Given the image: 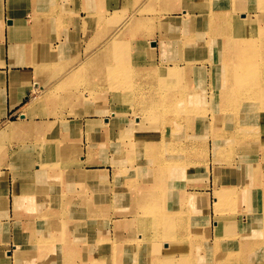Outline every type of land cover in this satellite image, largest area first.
<instances>
[{
  "label": "bare ground",
  "instance_id": "1",
  "mask_svg": "<svg viewBox=\"0 0 264 264\" xmlns=\"http://www.w3.org/2000/svg\"><path fill=\"white\" fill-rule=\"evenodd\" d=\"M256 1V8H248V12L245 8L243 10H238V13L242 17L241 21H238L236 17L238 13H235L232 9V5L229 9V6L224 3L227 2V0H169L171 5L174 6L170 8V14L173 10L175 11L181 7V11L178 9L179 15L175 14L173 19L165 16L163 17V15L159 18L155 16L150 18L146 12V9L151 10V8H149L150 4L148 8H144L142 12L144 15V22H149L147 26L155 22L154 24L157 28V23L163 19L186 24L188 17L189 20L194 19L200 24L199 27L190 25L192 29L186 31L188 36H186L187 39L184 38L186 39L184 41H181L180 37L176 34L167 37V39L169 38V41H171V44L174 45L170 50L173 51L172 53L175 55H181L182 60L180 59L178 62L177 58L175 61L172 60L171 63L159 67L157 64H153V70L150 71V74H144L141 78L137 75L139 81L136 80L135 82L133 80V75H129L128 72H120V68L124 69L125 67L139 70L141 66L138 64H123L119 66V72L117 68L111 66L112 64L107 66L106 69L108 71L103 69L102 72L105 70L107 74L104 80L101 79V81H99L98 87H103V89L106 88V77H109L110 81L115 85H118L119 82V90L124 94H122L123 100H133V102H136L134 101L136 99L138 103H141L139 113H141L143 117L147 116L146 118L153 117V124H151L150 127L145 126L143 123L144 118H141L143 122L139 121V119L136 120V122L134 121L135 123L132 122L134 124L131 127L124 126L120 128L121 135L119 137L110 136V144L108 143L107 146L114 151L115 148H119L120 156L124 157L127 162L130 159L140 160L139 158H142V155L146 158L150 157L152 159L150 169L155 167V177L153 178L154 181L151 189L153 193L149 192V189L141 190L139 187L132 185L133 183H127L126 174L124 171L122 172L123 167H120V179L122 183H125V185L127 184V187H129L128 189L132 195L131 197L137 196V199H135L133 203L137 205L134 212L137 220L140 221L138 228L139 235L134 233L132 234L133 239L129 241L126 240L125 242L122 240L120 244L118 242L119 247L116 249L110 264H114V260H116L115 264H200L198 260L196 261L193 259L195 257L190 256L193 255L192 251L190 255L188 254L186 256L185 254L182 257V259H185V262L181 260L182 262L180 263H176L177 261L174 262V259H177L174 257L161 263V259L167 257L153 254V250L158 248L161 249L163 245L161 243H156L153 237L161 241H167L166 244H170L171 247L175 244V236L177 235H180V240L184 238L189 239L190 236H188L187 228L191 215L190 209L193 207V200L197 196L200 198L202 195L205 196L204 194H197L196 187H204V190L205 188H211L212 197L214 199V209L216 213L220 214L215 220L214 227L223 225L225 221L227 223L230 221L229 225H232L235 230L238 231L239 227V229L244 232V239L240 242L229 240L234 242L233 245L228 244L229 248L226 249L228 254L222 255L219 260H216V264H264V260L261 257L264 252V208L261 206V202L264 200V173H262V166L259 164L260 158L264 159V27L260 26V22H264V15L262 17L260 16L264 13V0ZM39 2L40 0H34V2H32L34 12L32 14V20L33 22H37V24H42L38 16V14L41 13V9L42 11L48 8L51 9L53 5L56 6V2L53 0L54 4L52 6L42 5ZM145 2L147 3L149 0H145ZM95 6L97 7L98 5L95 4ZM98 7L101 6L99 5ZM184 7L188 8V10L186 9V13L183 10ZM55 10L54 8V11ZM245 12L248 13L247 16ZM130 13L128 17H126V23H128L129 26L133 25L134 22L136 23L139 19L133 17V12ZM102 15L103 12L97 9V11L91 10V15L89 17L92 16V18L99 19L102 18ZM100 22L101 19L97 22V26L99 24V27L101 24ZM134 27L135 26L131 28ZM206 36L216 37L219 38V40H211L209 44V41L204 38ZM183 42L189 44V49H184L182 47ZM155 43V41L150 42L152 48H154ZM225 43L227 44L226 48H224ZM115 45L116 43H114V46ZM110 48L108 50H111ZM190 50L200 55H194V57L186 55ZM232 50L235 51L234 55L231 53ZM109 52H105L104 54L108 57V54H110ZM117 52L118 50L115 52V55H117ZM223 52H225L224 55ZM113 58L115 60V57ZM117 73H119L121 78L119 77V79H117ZM139 73L141 72L139 71ZM97 79L100 78L97 77ZM116 81L118 82L116 83ZM146 83H149V85L157 84L158 87L155 89L149 88L150 86L143 87ZM112 87L114 88V86ZM106 90H108V88H106ZM56 97L55 94H50L48 98L54 99ZM89 97H91V95ZM132 105H134V103ZM131 118L130 120L132 121ZM102 120L104 119L102 118L101 121ZM181 121L185 125H182ZM129 123L130 121L125 122V124ZM146 123H148V121ZM19 126V124H11L2 130V133L4 135V132H12L18 129ZM181 127H183V129H181V140H179V142H171L164 146V133L166 131L172 132V130H174V133H177ZM131 132H136L137 135L130 134ZM158 139L159 143H157ZM37 148L38 150L36 153L40 150L39 145ZM168 149L169 151L167 152H170V154L166 155L168 156L166 157L163 155L162 151ZM39 153H42V151L40 150ZM115 154L119 156L116 151ZM259 154H261V157ZM245 162L248 164L243 165ZM136 163L141 162L136 161ZM196 172H199L201 180H204L202 185L193 186L192 190L184 194V197L183 195H178V190L177 188L174 189L172 181L174 179H180L182 175L187 179L186 176H194ZM161 173L163 174L161 175ZM93 176L96 175L93 174ZM230 179L235 182L236 187L227 186L223 188L222 185H220L224 182L230 183ZM190 180L192 179L190 178ZM240 187L242 189H239ZM204 192L207 193V190ZM150 194L154 199L147 200L146 198L150 196ZM82 199L83 197L81 199L79 197L78 200L82 206L74 208V212L81 213L86 211ZM185 199L187 202H185ZM237 199L247 203H253V210L250 211L247 209L246 212V214H249V212L251 213V221L244 223V229L241 228V225L236 222V220L231 218L224 219L223 217V215H230L226 213H229V207L235 204ZM29 201L30 205L31 203L34 205L35 210L41 207V210L45 214L44 218H40V224H42L43 219L47 220L54 218L58 221L59 229L63 232L69 229L70 226H75V215L71 218L72 212L67 215L59 209L52 212L50 208L47 209L44 207V202H42L41 206V203H37L33 200ZM161 202L168 203L169 209L167 211H163L162 207L158 209L154 208L157 203ZM116 203L117 202H115V204ZM182 207L184 208L186 217L183 221L182 217L178 218V222H182L178 224L177 229H173L174 226L172 221L174 219V214L180 211ZM78 209H80V212ZM96 214L92 213V217ZM59 219L64 221L60 223ZM124 219L125 218L121 219L119 223L123 224ZM67 222L73 225H68ZM94 222L96 221L91 220L89 226H95ZM122 224L121 226L124 225ZM152 226L154 227L151 228ZM154 228L155 231L152 230ZM81 229L85 228L81 225ZM176 230L178 232L174 235ZM164 236L168 239L164 238ZM54 239L55 241L38 236V238L33 239L32 242L45 250H50L51 248L52 252L58 249L59 251L55 255L60 254L64 264H77L75 258L82 259V257L87 258V260L79 264H106L97 260V254L100 248L98 246V252L94 254L95 247H91L94 241L93 239L88 240L90 246L88 247L89 253L86 251L87 248H78L79 250H73L74 255L72 257L65 256L66 253L69 252V248H64L59 246V244H50L55 242L59 243L61 241L57 239V237ZM222 242L223 239L219 234L216 243ZM213 243L214 242H212V244ZM139 244L142 246H144V244L148 245L146 249L148 258L145 263L143 261L139 263L136 262L140 254V248H137ZM208 249V257L205 258L204 264H212L213 262L210 247ZM186 250H184V252ZM189 250L190 248L187 251ZM211 251H219L217 245L216 250ZM166 256L170 258L169 255Z\"/></svg>",
  "mask_w": 264,
  "mask_h": 264
},
{
  "label": "crops",
  "instance_id": "2",
  "mask_svg": "<svg viewBox=\"0 0 264 264\" xmlns=\"http://www.w3.org/2000/svg\"><path fill=\"white\" fill-rule=\"evenodd\" d=\"M56 2L62 11V21H59V25L56 24L50 30L40 28L38 31L31 18L33 11L30 8V1L0 0V130L8 123L19 124L20 126H28L29 124L37 128L34 134L35 140L28 139L27 131H24V128L20 130L22 131H19L21 135L15 138L22 140V142L0 163V248L12 247L14 242H17L16 247L20 248L21 251L16 250V248L13 251V247L11 251L14 252L16 258L23 256V264H61L58 259L54 258V255L59 251L58 249L52 252L51 248L45 250L32 242L33 239L38 238L39 234L41 238H49L54 241L55 237H62L63 235L55 220H52V227L47 231L37 232L38 235L36 236L28 233L27 227H30L31 223L34 222L38 225L37 222H39L34 218L24 217L26 214L24 215L23 212H27L29 200L42 203L64 198L73 208L79 207V197L80 199L83 197L90 204H98L97 201L102 200L103 207L98 214L93 217L90 214L89 219L77 218L74 220L75 226L68 229L70 242L75 249H83L79 237L81 224L83 222L86 224L87 220H95L97 222L96 227L91 230V232L94 231L91 233L94 240L111 239L120 244L122 240L125 242L127 239H133L129 230L120 227L118 229L121 210L129 208L132 204L129 187L127 184H123L120 179L121 168L125 167L123 171L127 174L126 182L129 184L133 183L137 187L146 188L151 186L154 181L151 176L153 169H150L152 165L150 157L146 158L142 155L140 160L136 159L141 163L134 162V159L132 163H128L120 154L119 156L112 154V148L109 149L107 146L108 143L110 144V136L113 134L120 136L121 131L110 123L105 124L100 121V116L93 113L100 108L98 103L101 100H96L95 103L84 102L80 106L81 109L75 111V115L67 118L56 116L52 109L49 111L50 105L53 106L54 102L58 101L56 98L51 99L44 96L31 105L32 109H25L31 101L37 99V95L32 93L38 90L34 87V83L41 85L43 83L45 76L41 75V70L64 63L76 55H80L82 40L87 39V42H92L93 39V32L86 24L85 11L87 8L96 11L94 10L95 4L89 1L79 2L78 0H59ZM224 3L229 6V9L231 5H234V10H237L238 7H248L249 0H227ZM253 7L256 8L255 4ZM116 10L118 11V9ZM75 13L81 17L78 21L75 20ZM263 15L264 13L260 16ZM260 23V26L264 27L262 26L264 22ZM186 29L187 27L183 24H178L175 27V34L180 35V38L188 36ZM204 38L209 41V44L211 40H219V38L212 36ZM60 40L64 45L62 47H58L61 43ZM188 45L187 42H183L182 47L189 49ZM51 50L55 53L51 54ZM142 58L144 59L143 56ZM11 118L15 120L10 121ZM120 124L121 122H119ZM181 136L182 134L174 136L171 131H166L163 137L164 145L175 141L179 142ZM159 139L157 143H159ZM37 145L42 151L41 154L36 153ZM259 155L261 157V154ZM69 158L76 159L80 165L62 163L64 160L68 161ZM39 160L53 162L59 160L60 165H56L53 170L42 169L38 163ZM22 164H24L23 166L28 164L31 167L26 169L22 167L21 170H19L21 167L11 168L12 165L22 166ZM112 164L115 165V168ZM247 164L245 162L243 165ZM259 164L262 166V173H264V159L260 158ZM92 174L97 177L95 178ZM186 178L185 180L174 179L172 181L174 189L177 188L178 190V195H183V197L186 192L192 190L193 186H200L204 182L201 180L199 172L194 173V176H186ZM229 182L220 185L223 188L227 186L236 187L232 179ZM205 190L207 193L204 192ZM205 190L204 187H196L197 194H204L207 197V209L205 202H202L198 196L195 197L190 213L198 219L194 221L196 223L194 226L191 225L190 230L192 237L197 238V243H191L190 250L192 254L198 257L199 263L204 264L210 247L213 258L212 264H216V260H219L222 255L228 254L226 250L229 248L228 244L233 245L234 242L229 240L240 242L244 239V232L235 230L232 225H229L230 221L229 223L223 222V225H220L218 229L214 227L215 217L218 218L220 214L216 213L214 209L211 188H205ZM81 192L83 194H77ZM124 196L127 197L124 198ZM116 200L117 203L115 204ZM158 204L159 207L163 208V211L169 209L167 202ZM261 206L264 208V200L261 202ZM15 209L18 217L14 215ZM247 209L252 211L253 203L238 200L229 207L230 211L226 214L230 215H223V217L224 219L232 217L235 220L241 219L242 222L246 223ZM206 216L207 225H204ZM200 217L202 218L199 219ZM217 232L223 239L222 243H216L219 237ZM4 240H7L8 243L1 244ZM86 241L88 243L87 236ZM62 245L59 244V246ZM216 245L219 251H211L216 250ZM161 247V249L153 250V254L166 256L171 252V247ZM175 250L174 247L173 251L177 253Z\"/></svg>",
  "mask_w": 264,
  "mask_h": 264
},
{
  "label": "rangeland",
  "instance_id": "3",
  "mask_svg": "<svg viewBox=\"0 0 264 264\" xmlns=\"http://www.w3.org/2000/svg\"><path fill=\"white\" fill-rule=\"evenodd\" d=\"M30 1H31L30 2V5H31L30 8L33 11L32 2H34V0H30ZM56 1H59V0H54V2H56ZM78 1L79 2L89 1V2H92L93 4H97L98 6L99 5L101 6L99 8H97L95 6V8H94V10H96V11L98 9V10H101L103 12L102 18H99V19H101L100 27H99V24L97 26V22L99 19L92 18V16L89 17L91 15V9L87 8L86 11L84 10L85 14L87 16L85 19L87 21L86 24L89 25L91 31L93 32L92 33V35H93L92 42H87V39L82 40L83 43L80 44L82 46V50L80 52V55H76L74 58H71V59L65 61L64 63H60L58 65H52V66H49V68L47 67L46 69H42L41 75H43V77L45 76L43 78V83H42V85L39 83H37V84L34 83V87L36 89L38 88V90L36 92L34 91L32 93L34 95H37L36 96L37 99H34L33 101H31L29 106H27L25 109H28V110H29V108L32 109L31 105L34 104L37 100H39L40 98H42L44 96L49 97L50 94H55L57 96L56 98H58L56 100H58V101L54 102L53 106L50 105L49 111L52 109V110H54V114H56V116H59L60 118H67L69 116L75 115V113H76L75 111L77 109H81L80 106L84 102L95 103L96 100H99V101L101 100L98 103V104H100L99 105L100 108H98L93 113L99 115L100 116L99 119L103 118L104 120H102V122H104L105 124L110 123L111 125H113V127L120 129L124 126L131 127L136 122V120L140 119L139 121H141V122L144 121L143 123L145 126L150 127L151 124H153V121H152L153 117L146 118L147 116L143 117V115L141 113H139L140 109H141L140 108L141 103H138L135 98H133V99H135L134 101H136V102H133V100H126V101L123 100L122 96L124 94L121 90H119V82L118 81H116V83L118 82V85H115L112 83V81H110L109 77H106L107 82H105V84L107 86L106 85L105 86H106V88H108V90H106V88L103 89V87L100 88V86L98 87V83H99V81H101V79L104 80V77L107 74L105 70H107L106 69L107 66H109L111 64H112L111 65L112 67H115L118 69V72H119V66H121L123 64L124 65L138 64L139 66H141L139 70L135 69V68H134L135 70H133L131 68H125V67H124V69L120 68V72H125V73L128 72L129 75H131V76L133 75V80L135 82L136 80L139 81V78H137L138 76L141 78V76L143 77L144 74H146V75H147V73L150 74V71L153 70V66H154L153 64H157V66L159 67V66L171 63L172 60L175 61L177 58H178L177 61L179 62L181 59V55H175L172 53L173 51H171L170 49H172L174 47V45L171 44V41H169V38L167 39V37L175 34L176 24L178 25L181 22H173L170 20L163 19V20H160L159 23H157V28L155 27V24H154L155 22L151 23L149 26H147V24L149 22H144V15L142 12L144 11V8L145 9L148 8V6L151 4L149 7V8H151V10L146 9L147 15L150 18L152 16L159 18L160 16L163 15V17L165 16V17H169V18L173 19L175 17V14L179 15L178 9H180V11H181V7H179L175 11L173 10L170 14L169 10L171 7H174V6L171 5L169 0H165V1L161 0V2H160V0H156V1L155 0H149V2H147V3L145 2V0H78ZM131 1H132V3H131ZM162 1L164 2V4ZM54 2H53V0H40L39 3L42 5H46V6H52L54 4ZM150 2H153V3H150ZM137 4H138V7H137ZM254 4L256 7V5H257L256 0H249L248 7H246V6H243V8L238 7L237 10H239V9L243 10L245 8V10L248 12V8H250V9L254 8L253 7ZM131 6H132V9H130ZM26 7H28V6H26ZM54 8L57 11L56 10L54 11ZM116 9H118V11ZM186 9L188 10V8H186V7L183 8L185 13H186ZM232 9L234 10V5H232ZM50 11H52V12H50ZM236 11H235V13H238V11L237 12ZM40 12L41 13H39L38 16H39V19H41L40 21L42 24H37V22H33L34 27L36 26L38 31L40 30V28H43L42 30H46V29L50 30L51 27L55 26L56 24L59 25L58 22L62 21V17H61L62 11L59 9V5L57 4V2H56V6L53 5V7L51 9L48 8L44 11H42V9H41ZM130 12L131 13L133 12V17H135L137 19L139 18L136 21V23L134 22V24L131 26H129V24L126 23V17H128ZM33 13H31V14H33ZM247 14L248 13H246L245 15L247 16ZM75 15H76L75 20L78 21V19L81 17L77 16V13H75ZM236 17H237L238 21L242 20V17L239 13H238V15H236ZM8 23H9V21H8ZM162 24H164V25H162ZM181 24L184 25L185 23H181ZM136 25H138V26H136ZM158 25H159V27H158ZM185 25L187 27L186 31H189L192 29V28H190V25L195 26V27H199L200 24L194 19L189 20V17H188V21ZM133 26H135V27L131 28ZM133 33H134V35H133ZM94 35H95V37L97 36L98 41L100 38L102 39V41L97 42V39H95ZM27 36H29V35H27ZM159 36H162V37H159ZM179 37H180V35H179ZM184 38H186V36L180 38L181 41H184L187 39V38L186 39H184ZM149 40H150V42H152V41L156 42L154 44L155 45L154 48L151 47ZM60 42H61V40H60ZM114 43H116L115 46H114ZM162 43H164V44H162ZM226 45L227 44L225 43L224 48H226ZM62 46H64V45L61 42L58 45V47H62ZM110 46H111V48H110ZM109 48L111 50H108ZM117 50H118L121 58L118 55V52H117L118 56L115 55L116 54L115 52ZM224 51H225V49H224ZM105 52H109L111 55L108 54V57H107V55L104 54ZM144 52H145V54H143ZM53 53H55V52H53L51 50V54H53ZM231 53H232V55H234L235 51L232 50ZM198 54H196V52L193 50H190V52L186 53V55H188V56L190 55L193 57H194V55H198ZM224 54H225V52H223V55ZM142 56L144 57V59L142 58ZM101 57H102V59H101ZM103 57H105V58H103ZM113 57H115V60ZM97 59H98V61L96 62ZM111 59H112V61H111ZM117 60H118V62H117ZM93 63H95V64H93ZM103 69H105L104 72H102ZM146 69H148V70H146ZM131 70H132V74H131ZM139 71L143 74L139 73ZM145 71H148V72H145ZM39 74H40V72H39ZM100 74H101V76H100ZM117 74H118L117 79H119V77L121 78V76H119V73H117ZM97 77L100 79H97ZM134 77H135V79H134ZM159 78H160V75H159ZM147 82H149V81H147ZM150 82H152V81H150ZM112 86H114V88ZM147 86H150L149 88H154V89L158 87L157 84L156 85H153V84L149 85V83L148 84L146 83L145 85H143V87H147ZM126 87H128V86H126ZM104 91H105V93H104ZM106 91H108V92H106ZM89 94L91 95V97H89L90 96ZM120 99H122L123 102ZM49 101H50V99L48 100V102ZM108 102H109V104H108ZM133 103H134V105H132ZM130 105H132V106H130ZM129 108H131L132 110ZM103 113H105V116H103ZM118 113H119V115H118ZM109 114H110V116H108ZM127 117H129V118L126 119ZM20 118L23 119L24 117H20ZM130 118L132 119V121L130 120ZM141 118L142 119L144 118L143 121ZM9 120L14 121L15 119L11 118ZM146 120L148 121V123H146L147 122ZM126 121H130V123L125 124ZM119 122H121L120 125H119ZM132 122H134V123H132ZM11 124H13V123H8L7 125L4 126V128H2L0 130V163L8 157V155L11 153V151L14 150V148H16V146L19 143L22 142V140H19V139L17 140L15 137L16 136L19 137L21 135V133H19V131L23 130V128H24V131L25 130L27 131L28 139L35 140L34 134L36 133L37 128L34 125H29V124H28V126H26V125L25 126L22 125L21 127L19 126L18 129L14 130L12 132H9V133L4 132V135H5L4 136L2 133V130H4L5 128H7ZM181 124L185 125L184 123H182V121H181ZM16 125H18V124H16ZM181 129H183V127L179 128L177 133L176 132L174 133V130H172V132H171L172 135L175 136L177 134H181L182 133ZM120 131H121V129H120ZM20 132H22V131H20ZM7 134H8V136H6ZM130 134L137 135L136 132L135 133L131 132ZM111 136L119 137V135H117V134L116 135L113 134ZM37 147H38V145H37ZM163 149H165V148H163ZM115 151L119 154V148H115ZM115 151L111 150L112 154L116 155ZM167 151H169V149L163 150L162 151L163 155L166 156V155L170 154V152H167ZM39 152H40V150L38 151V153ZM39 154H41V153H39ZM169 156H171V155H169ZM166 157H168V156H166ZM132 160L133 159H130L129 160L130 162L128 161V163H132ZM72 161H73V163H72ZM134 162H136V159H134ZM38 163H40L42 169L45 168V169H49V170H53L56 165L57 166L60 165L59 160L56 162L39 160ZM62 163L66 164V165L71 164V163L74 165H78V166L80 165L79 161H77L76 159H73V158H69L68 161L64 160V162H62ZM107 163H111V162H107ZM23 165L24 164H22V166L12 165L11 168L21 167L19 169V170H21L22 167L24 169L31 167V165H28V164L26 166H23ZM112 166L115 168V165L112 164ZM124 168L125 167L122 168V172H123ZM152 169L153 170H152L151 176H152V178H154L155 177V167ZM124 173L126 174V172H124ZM162 174L163 173H161V175ZM33 176H35V174H33ZM92 176H93V174H92ZM125 176L127 178V174ZM94 177L96 178L97 176H94ZM183 177L184 176L182 175L180 177V179H182V180L185 179V177L184 178ZM123 184H125V183H123ZM152 185H153V183H152ZM152 185L148 186L146 188L139 187V189H141V190L149 189V192L153 193V191H151ZM77 194L81 195V194H83V192L77 193ZM126 197L127 196H124V198H126ZM118 198H119V196H118ZM131 198H133L131 206L129 208H126V209L123 208V210H121L122 213H121L119 221L123 218H125V219H124V223H123L124 225L122 223H119L118 229L120 227L121 229L129 230L131 235L134 233L139 235L138 228L140 225V221L137 220V218L135 216V212H134V209L137 205L133 203L135 201V199H137V196H133ZM146 199L152 200L154 198L150 194V196H148ZM82 200L84 201V206H85L86 211L81 212V213L74 212L73 206L70 205L68 203V201L64 200V198L63 199L61 198L59 200L55 199L52 202L51 201L50 202H44L43 205L47 209L50 208L52 210V212L57 211V209L62 211L65 215L72 212L73 214H72L71 218L75 215V219L78 218L81 220H84L85 218L89 219L90 214H92V213L96 214L97 212L101 211V208L103 207L102 200L97 201L98 204H90L89 201H86L84 198ZM124 200H127V199H124ZM200 200L202 202H205V204L207 205V201H206L207 197L201 196ZM194 201H195V198L193 200V203H194ZM237 201H238V199H237ZM115 202H117V200ZM28 206L29 207L26 210L27 212H23L24 215L26 214L24 216L25 218H34L37 221H40L41 217H43V218L45 217V214L41 210V207H39V208H37V210H35L34 205L32 203H31V205L29 203ZM41 206H42V203H41ZM79 206H82V204H79ZM154 208L158 209L159 204L157 203L154 206ZM16 211L17 210L15 209L14 215H15V217H18V214ZM78 211L80 212V209H78ZM245 216H246V220H247L246 223L251 221L252 215L250 212H249V214H246ZM180 217H182V221L186 217V213H185L183 207L180 209V211H177V213L174 214V219L172 221V224L174 226L173 229H177L178 224H180L182 222V221L178 222V218H180ZM201 218L202 217H200L199 219H201ZM53 219H47V220L43 219L42 224L37 222L38 225L35 224L36 222L31 223L30 227H27L28 233L36 236V235H38L37 232L40 233L41 231H47V230L51 229V227H52L51 222ZM196 219H198V218H195L192 215H190V217H189V225L187 228L188 236H190L189 239L184 238V239L180 240L179 239L180 235L179 236L177 235V236H175L176 242H175V244L172 245V247L170 244H166L167 241H164L162 237L161 238L163 241L158 240L156 237H153L154 240H156V243L163 244L162 245L163 247H171L172 248V252L168 253L170 258L168 256H162V257H167V258L161 259V263L168 261L172 257L177 258V259L173 258L175 260L174 262L177 261L176 263H180L182 261L185 262V259H182V257L185 254H186V256L188 254L190 255L191 250H189V251H187V250L191 247V243H193V244L197 243V239L192 237L191 230H190L191 225L194 226L196 224L194 222V221H196ZM216 219H217V217H215V220ZM231 219L235 220V218H233V217ZM60 220L61 219H59L60 223L62 221H64V220H61V221ZM215 220H214V222H215ZM55 221L58 223L57 220H55ZM90 221L91 220H87L86 224H84V222H83V224H81L85 229H80V235H79L80 241H81V246L83 247V249L87 248V250H86L87 252H88V247H90V246H89V243H87V241H86V236L88 237V240L89 239L94 240L93 236L91 237V233H93L94 231L91 232V230H93L97 224L96 222H94L95 226L90 227L89 226ZM236 222H238L241 225V228L244 229V227H245L244 222H242L241 219L236 220ZM148 223H151V222H148ZM67 224L73 225V224L68 223V222H67ZM121 224L123 226H121ZM204 225H207V216H206V221L204 220ZM18 227L21 228V226H18ZM153 227L154 226H152L151 228H153ZM219 227H220L219 225L216 226L217 229ZM70 228H72V226H70ZM152 230L155 231V228ZM238 231L241 232L242 230H240L238 227ZM68 232H69L68 229L65 232L61 231L63 236L57 237V239H60L61 241L59 243L55 242V243H50V244H61V243H63L62 247L70 249L69 252H67L65 256L66 257H72L74 255L73 250L75 248L73 247L72 243L70 242L71 240L68 237ZM176 232H178V231L176 230L174 232V235ZM218 235H219V233H218ZM39 236H41V235L39 234ZM164 238H167V237L164 236ZM127 241H129V240L127 239ZM7 243H8V241L4 240L1 244H7ZM14 243L15 244L12 246L13 251H15V248H16V250L21 251L20 248L16 247L17 242H14ZM91 246L95 247L94 254H96L98 252V246H99L100 250L97 254V260L101 261L103 263H106V264H110L112 262L113 256L116 252V249L119 247L118 242L115 243L111 239H103V238L102 239H95L92 242ZM12 247L0 248V260H1L0 264H23V262H24L23 256H21L20 258H16L14 256V252L12 253V251H11ZM147 247H148L147 244H144V246H142L141 244L138 245L137 248H140V254H139V258H137V260H136L137 263H139L141 261H143L145 263L147 261L146 260L148 258L146 255L147 254V250H146ZM174 247L176 248L175 251H177V253H174V251H173ZM184 250H186V251L184 252ZM190 256L195 257L193 259H195L197 261V257L195 256V254L190 255ZM180 257H181V259H180ZM261 257L264 260V252L261 255ZM54 258L58 259L61 264H64L63 258L61 257L60 254L54 255ZM85 260H87V258H84V257H82V259L75 258V261L77 262V264L83 263ZM115 262H116V260H114V264H115Z\"/></svg>",
  "mask_w": 264,
  "mask_h": 264
}]
</instances>
